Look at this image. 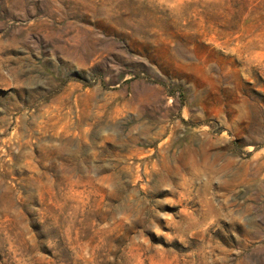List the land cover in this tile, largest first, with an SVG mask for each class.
<instances>
[{"label":"rangeland","instance_id":"374dc122","mask_svg":"<svg viewBox=\"0 0 264 264\" xmlns=\"http://www.w3.org/2000/svg\"><path fill=\"white\" fill-rule=\"evenodd\" d=\"M0 264H264V0H0Z\"/></svg>","mask_w":264,"mask_h":264}]
</instances>
